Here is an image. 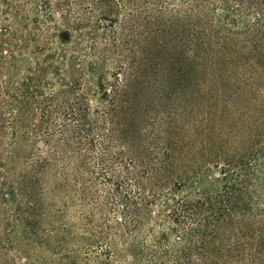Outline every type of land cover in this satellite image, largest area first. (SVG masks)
<instances>
[{
  "label": "trees",
  "instance_id": "trees-1",
  "mask_svg": "<svg viewBox=\"0 0 264 264\" xmlns=\"http://www.w3.org/2000/svg\"><path fill=\"white\" fill-rule=\"evenodd\" d=\"M15 1L0 0L9 28ZM110 1L124 13L108 20L103 33L92 31L85 63L53 68L62 77L57 91L41 97V73L28 71L27 82L4 95L9 100L0 98V142L8 129L14 135L37 116L31 130L45 138L49 160L36 162L31 173L52 162L63 170L72 164L78 182L91 169L92 182L105 193L97 211L107 210L115 224L108 230L132 238L126 264H264V208L249 191L258 180L245 176L247 152L227 155L220 132L234 108L244 112L242 130L264 111V0ZM9 28L1 29L0 48L18 43ZM82 70L98 74L92 110L77 94ZM201 74L217 83L208 89ZM2 82L6 87L5 76ZM232 91V105L223 108L221 97ZM258 137L264 142V130ZM210 169L220 184L215 191L197 185ZM106 227L78 240L99 246L96 264H112Z\"/></svg>",
  "mask_w": 264,
  "mask_h": 264
},
{
  "label": "rangeland",
  "instance_id": "rangeland-1",
  "mask_svg": "<svg viewBox=\"0 0 264 264\" xmlns=\"http://www.w3.org/2000/svg\"><path fill=\"white\" fill-rule=\"evenodd\" d=\"M15 7V17L9 19L13 25L11 28L0 17V33L1 29L9 28L18 38L17 44L9 42L10 48H0V57L5 62L0 67V98L6 101L9 100L8 94L13 95L14 86L25 84L32 76L28 71L39 70L41 73V97L57 91L59 85H63L62 77H56L53 71L65 62L83 63L84 52L93 45L92 31L103 33L108 20L121 18L124 13L123 7L110 0H16ZM101 16L107 20L102 21V28L97 23ZM98 45L100 48L107 46L103 40ZM59 50H64L65 58L60 56ZM18 52L22 57L17 55ZM10 55H15L16 60H12ZM13 64L14 68L11 67ZM107 70L108 74L113 73L111 63ZM82 71L78 77L81 86L77 94L92 110L98 100V74ZM2 76L6 78V87ZM200 77L208 89L217 83L214 78L202 74ZM258 94L257 90L251 92V98ZM233 96L232 91L221 97V106H231ZM243 114L240 108H234L229 120H222L220 132L228 156L242 158L247 152L251 166L245 176L247 179L256 178V186L260 184L259 187H249V191L255 203L258 206L262 204L264 208V142L258 139L264 130V111L253 126L251 122L249 128L242 130ZM227 124L233 126L231 130L225 129ZM38 125L39 119L35 116L25 126H16L14 135L8 129L0 142V264H96L92 258L99 246L96 248L89 242L81 244L78 240L95 229L103 230L105 226L103 236L112 254L111 263L126 264V244L132 238L123 239L121 234L115 235L114 229L108 230L115 224L107 210L97 211L103 207L105 193H102L101 184L92 182L91 169L82 171L78 182L72 164L63 170L61 164L52 162L46 171L31 173L36 162L49 160L50 147L45 145V138L41 132L31 130ZM258 148L260 151L256 153ZM213 170L203 172L206 177L197 184L201 189H219L217 177L211 175ZM55 172L61 177H57ZM156 212L157 207L151 208L152 217ZM53 234H57L56 240H61L59 247L53 245L56 236ZM99 244L105 248L104 243ZM50 245H53V250L48 247Z\"/></svg>",
  "mask_w": 264,
  "mask_h": 264
}]
</instances>
